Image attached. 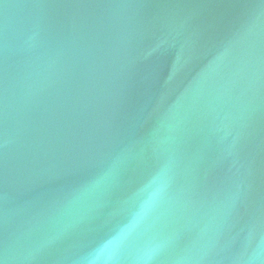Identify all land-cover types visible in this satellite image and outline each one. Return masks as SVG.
Segmentation results:
<instances>
[{
	"label": "water",
	"instance_id": "95a60500",
	"mask_svg": "<svg viewBox=\"0 0 264 264\" xmlns=\"http://www.w3.org/2000/svg\"><path fill=\"white\" fill-rule=\"evenodd\" d=\"M149 250L264 264V0H0V264Z\"/></svg>",
	"mask_w": 264,
	"mask_h": 264
},
{
	"label": "clouds",
	"instance_id": "9594fccd",
	"mask_svg": "<svg viewBox=\"0 0 264 264\" xmlns=\"http://www.w3.org/2000/svg\"><path fill=\"white\" fill-rule=\"evenodd\" d=\"M107 176L101 177L92 184L86 186L81 192L80 197H86L100 191L107 180ZM168 188V175L165 170L154 175L150 180L140 189L143 195V200L140 203L139 209L135 216L130 220L129 224L122 232V236L130 234L136 227H138L156 208L159 201L163 198ZM153 258L152 250L146 251L143 257L144 264H149ZM88 264H110V257L104 256L103 252L94 255Z\"/></svg>",
	"mask_w": 264,
	"mask_h": 264
}]
</instances>
